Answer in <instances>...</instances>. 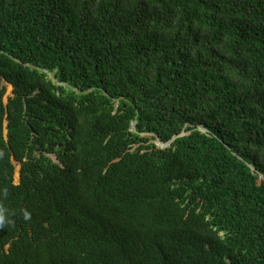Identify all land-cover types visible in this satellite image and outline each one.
<instances>
[{"label": "trees", "instance_id": "trees-1", "mask_svg": "<svg viewBox=\"0 0 264 264\" xmlns=\"http://www.w3.org/2000/svg\"><path fill=\"white\" fill-rule=\"evenodd\" d=\"M0 211V264H264V0H0Z\"/></svg>", "mask_w": 264, "mask_h": 264}, {"label": "rangeland", "instance_id": "rangeland-1", "mask_svg": "<svg viewBox=\"0 0 264 264\" xmlns=\"http://www.w3.org/2000/svg\"><path fill=\"white\" fill-rule=\"evenodd\" d=\"M50 77H52V74H50ZM6 87H7V92H6V95H5V100L7 99V96L11 95L12 94V87H11V84L10 83H6ZM182 133H186V132H182ZM151 142H156V138L155 139H151ZM156 145V144H155ZM53 159H55L54 155H50ZM56 160V159H55ZM17 171H18V165H16L15 167V175H14V178H15V182H17L19 179L17 177Z\"/></svg>", "mask_w": 264, "mask_h": 264}, {"label": "water", "instance_id": "water-1", "mask_svg": "<svg viewBox=\"0 0 264 264\" xmlns=\"http://www.w3.org/2000/svg\"><path fill=\"white\" fill-rule=\"evenodd\" d=\"M11 87H12V84H11ZM133 127H134V123H133ZM200 130H201V131H206L204 128H201V127H200ZM182 134H184V133H182ZM172 140H173V139H172ZM170 142H171V140H170V141H167V142H164V141H162L161 139H159V138L156 136V142H155V144H156L157 147H160V148L167 147V146L170 145ZM19 167H20V166H19ZM18 171H19V168H18ZM18 176L20 177L19 172H18ZM262 177H263V176L260 175V178H262ZM260 178H259V179H260Z\"/></svg>", "mask_w": 264, "mask_h": 264}, {"label": "clouds", "instance_id": "clouds-1", "mask_svg": "<svg viewBox=\"0 0 264 264\" xmlns=\"http://www.w3.org/2000/svg\"><path fill=\"white\" fill-rule=\"evenodd\" d=\"M53 160H55V159H53ZM19 166H20V165H18V168H19ZM17 172H19V171H17ZM18 179H19V178H18ZM17 182H19V180H18ZM24 218H25L26 220H27V219H30V213L27 212V211H25V213H24ZM5 222H6V217H5V215L3 214V212L0 211V226H3V225L5 224Z\"/></svg>", "mask_w": 264, "mask_h": 264}, {"label": "bare ground", "instance_id": "bare-ground-1", "mask_svg": "<svg viewBox=\"0 0 264 264\" xmlns=\"http://www.w3.org/2000/svg\"><path fill=\"white\" fill-rule=\"evenodd\" d=\"M19 178V177H18Z\"/></svg>", "mask_w": 264, "mask_h": 264}]
</instances>
